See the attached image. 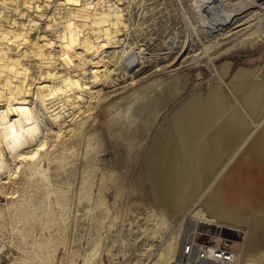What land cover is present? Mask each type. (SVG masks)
<instances>
[{"label":"bare ground","instance_id":"1","mask_svg":"<svg viewBox=\"0 0 264 264\" xmlns=\"http://www.w3.org/2000/svg\"><path fill=\"white\" fill-rule=\"evenodd\" d=\"M92 1L0 3H14L16 14L2 10L3 42L25 44L31 31L41 23L36 15L46 18V33H54L51 35L68 50L67 75L59 73L34 81L19 74L15 84L4 72L5 54L0 55V192L11 198L4 207L11 223L36 216L40 210L34 204H25L26 192H37L43 185L51 184L50 164L65 167L62 152L77 129L94 114L89 95L97 102L100 98L88 80L87 68L92 62L104 61L103 47L116 43L126 31L124 13L116 3ZM259 30L255 28L248 34L252 36ZM230 63L219 66V77L206 88L190 92L176 103L153 131L160 115L180 99L183 85L178 76L150 82L119 102V127L133 129L123 140L134 144V152L141 160L138 180L148 179L153 193L154 213L158 216L151 231L166 232L173 225L180 230L186 221L193 229L194 236L186 239L191 253L185 252L186 245L179 242L177 235L169 234L158 252L160 264H171L176 258L190 264L205 250L202 244L212 246L223 238L234 252L231 259H223L209 247L207 259L200 260L203 264H264V71H259L260 66L242 67L224 84ZM19 68L22 70L23 66ZM41 110L52 126L51 132L41 124ZM19 175L23 178L22 187L29 188L25 193L17 182ZM53 192L49 187L46 196ZM20 196V206L15 205ZM22 208L31 212L21 214ZM4 210H0V216ZM233 227L246 228L242 241L223 237V231H233ZM20 243L16 241V246Z\"/></svg>","mask_w":264,"mask_h":264},{"label":"rangeland","instance_id":"2","mask_svg":"<svg viewBox=\"0 0 264 264\" xmlns=\"http://www.w3.org/2000/svg\"><path fill=\"white\" fill-rule=\"evenodd\" d=\"M100 1L114 2L123 11L126 31L116 45L103 47L102 58L109 62H92L87 68L88 80L100 98L97 102L89 95L95 107L93 116L77 129L65 151L60 147L65 167L50 164L51 184L37 192L29 190L33 196L26 192V185L22 187L23 178H17L21 192L27 194L25 204L40 209L36 216L11 223L4 210L11 198L0 192V210H4L0 216V264H160L158 252L169 234L190 245L186 239L194 235L189 221L180 230L173 225L166 232L157 229L160 235L151 231L158 216L153 193L148 179L138 180L141 160L134 144L123 140L133 129L119 127V102L150 82L178 76L183 85L180 99L160 115L153 131L176 103L219 77L224 62H231L224 84L242 67L260 66L259 71H264V0ZM11 4H0L2 20V10L16 15ZM35 17L41 23L25 44L0 39L4 72L13 80L11 84L19 74L34 81L68 74L66 46L56 41L54 33H46V18ZM255 28L259 32L250 36L249 31ZM44 114L41 124L51 132ZM135 150L139 151L137 146ZM49 187L54 192L46 196ZM20 198L23 196L18 202L14 199L15 205L20 206ZM25 211L31 212L29 208L20 212ZM245 231L233 227V231L224 230L223 237L242 241Z\"/></svg>","mask_w":264,"mask_h":264},{"label":"built area","instance_id":"3","mask_svg":"<svg viewBox=\"0 0 264 264\" xmlns=\"http://www.w3.org/2000/svg\"><path fill=\"white\" fill-rule=\"evenodd\" d=\"M209 243H207V244H202V245H204V246H202L203 248H205V250H203V251H201V253H200V255L198 256V255H196L195 257H194V259L191 257V259H193V261L192 260H190V264H203L202 263V261L204 260V259H207V250L209 249V247L210 248H213V250L215 249L216 251V254L218 255V256H220V257H222L223 259H226V260H229V259H231V257L233 256V250H232V247L230 246V244L229 243H227V241L223 238V239H221V240H219L216 244H213L212 246H209L208 245ZM185 252L187 253V254H190L191 253V249H189V246L188 245H186V250H185ZM185 260L186 259H182V260H180V261H174L173 262V264H186L185 263ZM188 260V259H187ZM200 260H202V261H200ZM189 262V261H188Z\"/></svg>","mask_w":264,"mask_h":264}]
</instances>
